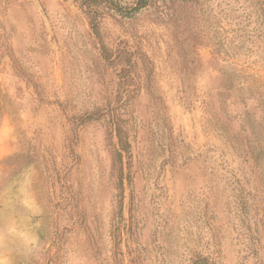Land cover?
<instances>
[{
    "label": "rangeland",
    "instance_id": "rangeland-1",
    "mask_svg": "<svg viewBox=\"0 0 264 264\" xmlns=\"http://www.w3.org/2000/svg\"><path fill=\"white\" fill-rule=\"evenodd\" d=\"M98 31L0 0V264H264V0Z\"/></svg>",
    "mask_w": 264,
    "mask_h": 264
},
{
    "label": "trees",
    "instance_id": "trees-1",
    "mask_svg": "<svg viewBox=\"0 0 264 264\" xmlns=\"http://www.w3.org/2000/svg\"><path fill=\"white\" fill-rule=\"evenodd\" d=\"M79 5L89 16L90 22L96 32L99 34L98 25L101 18L106 15L131 19L141 10L148 7L152 0H135L130 5H124L121 0H72ZM104 46V45H103ZM104 52L106 47H103ZM120 142L125 150L129 149V143L124 141L122 128H117ZM120 154V153H119Z\"/></svg>",
    "mask_w": 264,
    "mask_h": 264
}]
</instances>
